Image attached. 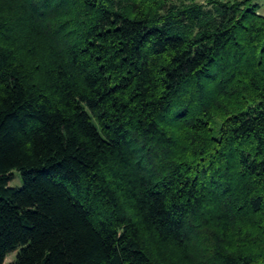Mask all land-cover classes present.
Wrapping results in <instances>:
<instances>
[{
  "label": "trees",
  "instance_id": "16d2710c",
  "mask_svg": "<svg viewBox=\"0 0 264 264\" xmlns=\"http://www.w3.org/2000/svg\"><path fill=\"white\" fill-rule=\"evenodd\" d=\"M14 252L264 264L258 2L0 0V264Z\"/></svg>",
  "mask_w": 264,
  "mask_h": 264
},
{
  "label": "rangeland",
  "instance_id": "374dc122",
  "mask_svg": "<svg viewBox=\"0 0 264 264\" xmlns=\"http://www.w3.org/2000/svg\"><path fill=\"white\" fill-rule=\"evenodd\" d=\"M255 1L261 5V13L264 14V0H255ZM9 185L11 187H15V188H20L22 186V179H21V175L19 172H17V171L13 172V179L9 183ZM16 254H17V252H14V253H11L10 255H8L4 264H9L10 262L14 261L16 258Z\"/></svg>",
  "mask_w": 264,
  "mask_h": 264
}]
</instances>
